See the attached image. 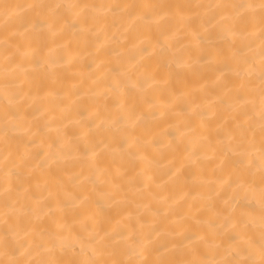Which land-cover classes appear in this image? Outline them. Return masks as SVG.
<instances>
[{
    "label": "bare ground",
    "instance_id": "obj_1",
    "mask_svg": "<svg viewBox=\"0 0 264 264\" xmlns=\"http://www.w3.org/2000/svg\"><path fill=\"white\" fill-rule=\"evenodd\" d=\"M0 264H264V0H0Z\"/></svg>",
    "mask_w": 264,
    "mask_h": 264
}]
</instances>
